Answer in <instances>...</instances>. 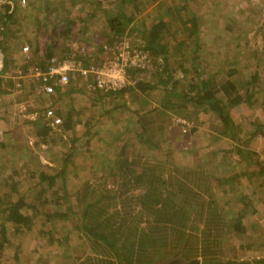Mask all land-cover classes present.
I'll return each instance as SVG.
<instances>
[{"label": "rangeland", "instance_id": "obj_1", "mask_svg": "<svg viewBox=\"0 0 264 264\" xmlns=\"http://www.w3.org/2000/svg\"><path fill=\"white\" fill-rule=\"evenodd\" d=\"M139 2L136 1V3ZM26 3L27 6H35V9L32 11L18 9L15 12L16 16H20L21 23L13 26V31L16 30V33L12 36L18 41L19 46L25 43L35 46L39 43L55 41L61 45L64 44V48L72 44L78 47L84 46L89 50L94 48L98 52L97 56L102 53L97 50L98 45L109 40L107 19L122 8L117 1L113 2L109 8L104 7L103 10L97 9L92 0H27ZM45 3L52 9L50 19L44 11L42 12L43 7L46 6ZM128 3L126 10H131L132 4L130 1ZM42 4L43 7H39ZM164 4L167 6L165 5L164 11L161 10L163 13L160 15L156 8L160 9ZM76 5L79 6L74 7ZM187 5H190L191 9ZM192 9L197 15L199 30L196 34L186 26L185 22L192 15ZM112 12L114 13L110 16L109 13ZM161 18L168 24L159 37L167 45L166 53L171 64L169 68L176 77L185 76L186 84L195 76L196 63L194 64L191 56L195 47H199L201 53L200 65L203 67L200 71L201 79L218 73L221 69L222 71L235 69L238 72L235 77L239 79L241 86L248 87L247 84L251 82L256 88H260L264 84V0H159L143 10L137 24L133 26L134 30L129 32L131 35L128 38L136 45H143L145 43L141 32L143 23L144 28H149L158 23ZM46 24L52 27H47ZM44 28L46 31L43 30ZM167 31L171 32L172 36ZM87 61L84 59L85 63ZM36 62L39 61L36 60ZM23 70L20 69V71ZM183 70L187 72L184 73ZM255 75L257 82L252 81ZM23 81L26 82L23 84L22 94L18 96L19 100H16V96L12 97L8 93L11 91H8L0 102V198H2L0 209L5 208V202L9 196L15 199L21 195L27 200L32 199L34 201L32 203L37 204L38 208H40L39 203L45 199L47 204L44 206V213H52L53 209L59 205L58 209L69 215H66L67 218L63 221L56 218L47 222L42 215L36 217L32 209H25L31 228L22 226L19 234L13 236L12 249H8L1 255L2 263L27 262L24 258L19 262V259L28 258L29 249L34 254H39L38 259L43 263H46L47 259L59 258L63 255L64 262L69 261L70 264L82 262L90 257L88 244L78 238L75 222L81 209L103 195L104 188L110 189L116 184L120 185L122 180H128V175L119 177L124 172L119 173L117 168L121 166L123 160L133 165L135 175H142L144 180L157 186L155 188L157 195L161 194L164 198L172 199L175 205H186L191 218H194L198 211L205 209L206 201L209 200L204 185L198 191L199 194L196 193V190L192 188L193 180H199L205 186L209 185L211 190L213 186L216 189L221 182L220 179H226L231 175L232 181L228 184L230 185L228 195L216 189L213 196L215 202H219L225 216L237 212L240 200H244L248 206L246 214L251 213L252 203L258 200L261 203L264 202L263 176H257L258 178L252 176L254 178L251 180V188L243 184L235 185L236 179L233 178L236 177L234 173L242 174V171L247 169L251 171L250 166H253L254 161L252 150H248V158L245 157L244 152L242 153L245 163H249L238 168L234 155L233 160L231 159V153L241 148L237 144L235 146L236 142L230 138L222 137L220 132L211 133L207 126L212 120L204 115L206 120L201 121L199 117L195 118L193 111L185 113L192 126L189 131L183 133L180 127L175 126L171 113L164 112L163 103L167 96L163 86H160V78L145 75L142 81H151L158 88L148 93L132 91L122 98L101 99L94 91L86 89L84 84L75 83L79 91L75 90L71 95L65 93L64 103L40 94L35 80L26 77L21 80ZM6 87L8 85L5 84ZM32 87L39 93L36 96L33 92L34 98L27 95ZM168 88L169 86L166 89ZM262 91L264 92L263 89ZM53 100L56 107L61 104L64 106L65 115L68 111H73L74 120L69 130L51 128V132L45 138L49 144L43 145L44 126H48L44 118V109L47 104L53 103ZM175 107L179 110L177 105ZM234 119L233 124L237 129L235 134L239 139V145L252 143L254 137L251 131L248 132L251 130L249 127L251 124L239 127L240 122L237 123L236 120L238 117ZM215 121L221 125L220 131H222L221 121L219 122L218 119ZM142 127H145V131H142ZM139 135H141L140 141L148 137L150 142L145 143L147 138L141 143L138 141ZM73 139L76 140L73 142ZM124 141L128 144V149L126 155L120 157L121 144ZM2 145H6L9 151L3 149ZM215 145L218 146L219 152L226 150V146L234 145V148L227 151H231L227 153L230 154V158L223 159L221 155H215L216 163L212 162L214 155L212 152L208 153L207 148H213ZM221 163L224 164L221 165ZM258 163L264 168V160ZM63 165H65V173L59 176L58 173L61 172ZM228 168H233V171L227 173ZM221 169H224L225 173H222ZM31 170L37 171L40 175L41 173L50 175L53 178L52 185L47 186L45 183L42 186L46 190L34 192L33 187L40 184V179L32 178ZM13 171L21 172L12 175L11 182L19 189V193L14 195L10 193L12 190L10 187L3 186V182L11 177ZM114 171L117 176H110L109 173ZM211 171L219 172V175L214 176L219 179L214 181L211 178L210 180L207 175ZM182 190L185 191L182 192ZM185 195L194 197L190 200L193 204L184 202ZM78 196L85 197L86 201H82L79 205ZM64 197H66L65 200ZM129 205L131 208L137 207L135 203ZM122 206L120 205L119 208L121 209ZM205 219L207 218L199 223L200 229L205 228ZM3 221V218H0V222L3 223ZM227 224V232L233 233V221L230 219ZM260 226L254 230L261 238L260 244L256 245V249L260 248L261 251L264 246V228ZM41 230L48 232L54 243L59 238L68 236L70 241L68 248L64 251V245H50L44 239L47 236L39 235ZM205 230L209 231L207 228ZM8 232H11L10 235L13 233L11 230ZM230 233H227L228 237ZM214 234L215 232L212 231L211 235ZM244 239L247 246L253 245L251 238ZM240 242L243 240L240 239ZM43 248L45 251L42 250ZM247 248L249 251H254V248L251 249L250 246ZM16 249L23 250L19 252L17 259L13 255V250ZM48 250H50L51 258L47 256ZM173 257L175 256L170 255L168 258L172 260ZM231 257L232 255L222 254L215 256L214 259H231ZM253 261L250 260L251 263Z\"/></svg>", "mask_w": 264, "mask_h": 264}, {"label": "trees", "instance_id": "obj_2", "mask_svg": "<svg viewBox=\"0 0 264 264\" xmlns=\"http://www.w3.org/2000/svg\"><path fill=\"white\" fill-rule=\"evenodd\" d=\"M93 1L94 0H92V2ZM116 1L120 3L122 8L115 14H113L114 12L109 13L110 16L113 14L112 17L107 19L106 25L108 29L107 38L109 40L100 44L98 47L100 49L103 44H112L117 40L128 39L134 43L128 38L131 35L129 32L134 30L133 26L135 23L137 24L139 15L143 10H145L150 4L157 3L159 0H109L111 4ZM128 1L132 4L130 6L131 10H126L128 7L127 4H129ZM136 1L140 2L136 3ZM45 4L46 6L43 7V10L48 16V13L50 14L52 9L47 3ZM95 4H97V2H95ZM165 5L166 4L160 9L158 7L156 8L160 12V15H162V11H164L167 6ZM187 7L191 9L190 5H187ZM9 8V6H6L4 7L3 12H0V34L3 36V43H0V48H2L6 52L5 54L8 55L10 46L4 42L8 37L9 26L12 25L13 18L16 15L15 12L20 9L19 7H15V9L9 11ZM25 8L32 11L35 9V6L29 5ZM192 12L190 18L185 22L186 26L196 34L199 30L197 26V15L194 10ZM48 19H50V17H48ZM167 25V22L162 18L158 23L151 25L149 28H144L143 23L141 32L142 35H144L142 38L145 40V43H143V45L137 44L150 52L153 57L163 59V66H160L162 69L155 73L152 72L151 77L160 78V86H163L164 93L168 98H166L163 103L164 112L166 113L169 111L176 116H182L189 111H193L194 113V111L200 108L210 107L217 113L223 124V130L220 132L221 136H226L237 142L238 138L235 134V126L230 117V113L221 98L216 95L215 89L212 86L213 84H211L212 81L209 79L206 81L200 77L202 74V72L200 74V71L203 67L200 65L201 53L199 52V47H195V50H193L191 55L194 64L196 63L194 65L195 76L189 79L188 84H186L187 79L185 76L182 75V79L178 78L174 75L173 71L170 70L169 67L171 64L169 63L166 53L167 45L166 43H163L162 39L159 37ZM47 27L52 26L47 25ZM46 28L43 30L46 31ZM167 33L172 36L171 32L167 31ZM44 45L45 44L39 43L33 46L31 58L26 61V68L42 67L46 60L51 57H57L56 55H53V51H49V48L47 50L45 47L42 51ZM8 55H6V70L9 69L10 55ZM65 55H70L69 48L64 49V56ZM37 57L39 60L38 63L36 62ZM222 70L223 69H221L220 72H222ZM183 71L184 73L187 72L185 70ZM237 73V70L232 69L226 73V76L230 75L232 77ZM131 74L135 77V73L131 72ZM163 76H165V78H162ZM252 79V81H255L256 75L253 76ZM168 86L169 88L166 89ZM77 88L78 86L73 82L65 90L64 94L67 93V95H71L77 90ZM157 88L158 86L151 83V81H137L133 86L126 87L116 92L103 93L98 90L90 91H94L96 95L102 99L104 97L122 98L132 91L148 93L155 91ZM227 90L228 92L230 91L229 88H227ZM246 95V102H250L255 96L254 93ZM176 105L179 110H176ZM72 114L73 111H68L66 115L64 114L63 125L60 129L69 130L71 128L74 120ZM106 114H108V112ZM247 123L250 124L251 122L247 121ZM261 129L262 127L259 128V130ZM51 130V127L44 126L45 133L43 135V145L49 144L45 138H47V134L51 132ZM142 131H145V127H142ZM147 138L148 137H146V139ZM138 139V141H140L141 135L138 136ZM146 139L140 142L142 143ZM75 140L76 139H73V142ZM148 142H150L149 138L145 143ZM2 146L3 149L9 151L6 145ZM127 149L128 144L124 141L121 144L120 157L126 155ZM221 153H226V151H220L218 155H221ZM254 163L258 169V171H255L257 172L256 174H258L259 177H264V168L258 162ZM7 166L9 165L7 164ZM132 166V164L130 165L129 162L123 160L121 166H118L117 169L119 173L124 172L119 175V177L128 175L129 178L125 177L128 178V180H122L120 185L116 184L114 187H110V189L104 188L103 195H100L94 202L87 203L79 212V217L75 222V230L78 233L79 240L85 241L88 244L87 246L88 249H90V257L77 264H155L169 260L168 257H170V255L175 256L172 259L177 258L182 262H189L192 259L199 258L200 264H264V260L260 259L254 260L252 263H231L230 261L225 262L220 258L214 259V257L218 256L221 252L220 247L224 242L222 236L227 233V222L230 221L231 218L233 220L236 219V222L233 225V229L236 231L248 232L253 228L255 229L256 226L252 225L248 219H246L248 220L247 222H244L245 224L241 223L242 218L246 215V209L248 207L244 200L239 201L240 205L237 206V212H232L227 216L224 215L219 202H215V199H213L216 189L222 192V194L228 195V189L225 187L222 188L223 183H218L219 185H217L216 189L212 188L210 190L211 187L209 188V185L205 186V184L201 183L199 180H193L192 188H194L197 193L204 185L203 187L206 188L205 192H208L209 200L206 201V208L202 209L203 211L200 209L201 211L195 213L194 218H191V213H188L186 205H175L172 199L164 198L161 194L157 195L155 193V188L157 186L154 183L144 180L142 175H135ZM117 169H115V171ZM115 171L110 172V176H117ZM19 173L21 172L13 171L10 175L11 177L3 182L4 187L8 186L12 189L10 192L12 195L19 193L18 186L16 187V184L11 182L13 178L12 175ZM64 173L65 165L62 166L61 172H59L58 175L62 176ZM30 175L32 178L36 177L37 179H40V184L33 187L34 192H38V190H46V188L42 186L45 183H47V186L52 185L51 181L53 178L50 175L44 173H41L40 175L37 174V171L35 170H31ZM207 176L210 177H207L210 180H215L212 175L208 174ZM10 183L11 185H9ZM246 185L251 187L252 181H248ZM185 190H182V192ZM136 191H138V193ZM188 192V195H190V191ZM197 194H199V192ZM191 198L194 197L185 195L184 202L189 205L190 203L193 204V202L190 201ZM3 199H5V197ZM65 199L66 197H64V200ZM77 200L79 205L82 201H86L85 197L82 196H78ZM32 202H34L32 199L27 200L25 199V196L18 195L15 199H12V197L9 196V199L5 202V208L0 209V218H3L4 220V224L0 222V255L11 247V239L13 236H16L17 233L19 234L22 226L31 228L30 220L26 217L24 212L25 209H32L36 217L42 215L47 222H51L56 218H60L62 219L61 221H63L67 218L66 215H69L67 212L63 213L59 210V205L53 209L54 211L52 213H44V206L47 204L45 199H43V203H39L40 208L37 207V204H33ZM132 203L137 204V207L134 206L131 208V205L129 204ZM120 205H123L121 209L119 208ZM262 207L264 209V206ZM263 209L259 212L254 211V213H259L260 216H264ZM129 210H131V213H129ZM204 218H207L205 219L206 224L204 226L209 230L208 232H206L205 228L200 229L199 227V223ZM9 230L13 231L11 235V232H8ZM212 231L215 232L214 235H211ZM39 235H41V237L47 236L44 239H46V242L50 243V245H64V251L70 244L68 236L59 238L58 241L54 243L52 237L45 230H41ZM15 258L17 259V255H15ZM64 259L63 255L61 258V264H70L69 261L64 262Z\"/></svg>", "mask_w": 264, "mask_h": 264}, {"label": "crops", "instance_id": "obj_3", "mask_svg": "<svg viewBox=\"0 0 264 264\" xmlns=\"http://www.w3.org/2000/svg\"><path fill=\"white\" fill-rule=\"evenodd\" d=\"M95 2H97V4H95ZM93 3L95 4V6L99 10H101V9L103 10L104 7L109 8L111 6V2H109V0H94ZM77 6H79V5H76L74 7H77ZM42 7H43V4H42ZM21 9L27 10L26 8H21ZM104 10H106V9H104ZM43 11L44 10L42 9V12ZM51 15H52V12L50 14L48 13V17H51ZM20 20L21 19H20L19 15L14 16L13 22L11 23L12 25L9 26L8 37L4 42L10 46V48H9V55L10 56L8 54H6L9 56V69H7V71L14 72V73L17 71L21 72L20 69L23 70L24 68H26L25 57H24V54L22 53V47L24 45H29L30 49H31V53H32V48H33L31 43H25V44H22L19 46L18 41H16L15 37L12 36L13 33H16L15 32L16 30L13 31V26L20 24L21 23ZM51 42L52 43H48V42H47V44L44 43L45 44L44 48L45 47L49 48V51H53V55H56L58 58L63 57L64 56V49L65 48L67 49L68 47L64 48V44L61 45L60 43H56L55 41H51ZM0 43H3V36L1 34H0ZM43 50L44 49H42V51ZM36 60L39 61L38 57L36 58ZM231 68H233V67H231ZM27 69H30V67ZM228 71H229V69L224 70L222 72H220L218 70V72H220V73H214L210 76L208 75L206 78L204 77L203 80L207 81L209 79L212 81L211 84H213L212 86L215 89L216 95L219 98H221V100L223 101L224 105L226 106L227 110L230 113V117H231L233 122L235 120L234 118H237V117H238V119H236L237 123L240 122L239 127L247 125L248 124L247 121L251 122L250 126L248 124V126L251 127V130H249L248 132L250 133V131H251V134L254 137L252 139L253 140L252 143H250V144L242 143V146H241V145H239V139L235 144H234V142L231 141L232 144H234L235 146L237 144V146H239V148H241V149H236L237 151L232 154L231 151L230 152H227V151L234 148V145H232L231 147L226 146L227 149L224 150V151H226V153H221V157L223 159H226V158L229 159L230 158V156H229L230 154L228 155L227 153H231V155H232L231 159L234 155V159L236 161V166L239 168L240 166H245V165H248V163H249V162L245 163L244 155H242V153L244 152V154H246L245 157L248 158L247 152H248V150H250V151L252 150L253 155H254V161H253L254 167L250 166V167H252L251 171H250V169H247L246 171H242V174L239 172L234 173L236 177L232 176L233 178L236 179L235 185L243 184L246 187V183L248 181H251L255 176H256V178L259 177L258 174H256L257 172H255V171H258V169H257V166L254 165L255 164L254 162H256V161L259 162L260 160L261 161L264 160V157H263V155H264V102H263L264 101V92L262 91V89L264 90V84H262V86L260 88H256V86H254L253 83L250 82L247 84L249 87V89H248V87H243L240 85L239 79H237L235 77L236 74L232 77L230 75L226 76V73ZM22 72H24V71H22ZM15 80L18 81V80H21V78L16 77ZM257 81L258 80H256V82ZM24 82H26V81L22 82V88H23ZM5 84L8 85V87L5 88ZM254 84H257V83H254ZM252 85H253V87L251 88ZM27 86H30V85H27ZM24 87H26V86H24ZM227 88L230 89L229 92H228ZM29 90H30V93L27 95H30L31 98H34V96H33L34 94L36 96H37V94H39V93L35 92L34 87L30 88ZM8 91H11V92H8ZM7 92L12 97L16 96V100H19L18 96L20 95V93L22 94L23 89H21L20 91L15 89L14 79H11V81L10 80L4 81L3 79H0V102L7 95ZM33 92H34V94H33ZM251 93L255 94L253 100H251L250 102H246V96H247L246 94H251ZM58 101H59V103H60V101H62V103H64V92L59 95ZM58 110H59V112H58ZM212 110L213 109L210 107H204L202 109L200 108V109L194 111V116H195V118L199 117V119H201V121H205L206 119H205L204 115H207L212 120L211 123H208V126H207L209 128L210 132L211 133H218V132H221L220 131L221 125H219V123H216L215 120L218 119V121L220 122V118L217 115V113L214 110L213 111ZM57 112L59 113L61 118L64 120V118H63L64 106H62V104L59 106L57 105ZM195 112H196V115H195ZM210 112H211V114H210ZM234 114H235V116L233 117ZM171 116H172V121L174 118H181V119H184V120L190 122L189 119H186L188 117L185 114H183L182 116H179V115L176 116V115L171 113ZM239 119H242L243 121L239 120ZM177 127H179V126H177ZM260 127H262L261 130H259ZM235 130H237L236 127H235ZM176 138H177V135H176L175 139ZM241 139L243 140V137H241ZM195 142H197V141H195ZM236 148H238V147H236ZM207 149L209 150L208 153L212 152V154L214 155L212 162H215L214 161V158L216 157L215 155H218L220 153L218 150V146L215 145V146H213V148H207ZM243 149H245V150L242 151ZM223 164L224 163H221V165H223ZM217 166L218 165L216 164L215 167L217 168ZM221 170H222V173H225L224 169H221ZM231 170L233 171V168L226 169L227 173L232 172ZM208 174L212 175L214 177V176H216V174L219 175L220 173L217 171H211ZM252 176H254V177H252ZM214 178H215V180L219 179L217 177H214ZM230 178H231V175H230V177H228L226 179H220L221 183H223L222 188L224 186H227L226 187L228 189L227 191H230V188H229L230 185H228L229 181H232V180H230ZM262 184H264V182ZM259 186H261V184ZM247 187L251 188L249 185H247ZM213 189H215V186H213ZM237 206H239V205H237ZM262 206H264V202L261 203L259 200L252 203V207H250L252 209L251 213L246 214L245 217L242 218L241 223L245 224L244 222L245 221L247 222L249 220L252 223V225H256L255 229L259 228V225H261L264 228V216L263 215L260 216L259 213H254V211L259 212L260 210H262L263 209ZM263 212H264V209H263ZM246 219H248V220H246ZM231 220L233 221V223L236 222L235 221L236 219L233 220L231 218ZM227 233H230V232H227ZM227 233H225L222 236V239L224 242L222 243V246L220 247L221 252L219 255L227 254L228 256L232 255V257H231V259H229V258H226V259L222 258L221 259L220 258L221 260H223L225 262L230 261L231 263L232 262L233 263L234 262H243L244 263L245 261L250 262V260H257V259L264 260V246H263L261 251H260V248L256 249V245L260 244L261 238L259 237V234L254 230V228L248 232L247 231L241 232V231L233 230V233H230V237H228L229 235ZM245 237H247V239L251 238L253 245H249V246L251 249L254 248L253 249L254 251H249V249L247 248L249 246L246 245V242H245L246 239H244ZM240 239L243 240L244 244H243V242H240ZM226 241H228V242L226 243L227 245L225 246ZM229 241H230V243H229ZM9 249L11 250L12 247H10ZM42 250L45 251L44 248ZM20 251L23 252L22 249L13 250L14 257H15V255H17V257H18ZM31 251L32 250H30V249L28 250V254H27L28 258L22 257L21 259H19V262L23 258L26 259L27 262L15 263V264H59L60 262L62 263V261H61L62 257L47 259L46 263H43L38 259L39 254L38 255L34 254L33 251L31 253ZM47 252H48L47 253L48 258H51L49 255L50 250H48ZM4 253H5V251L1 255H3ZM1 255H0V264H10V262L9 263H7V262L2 263ZM196 259H198L200 261L199 258H196ZM169 261H171V260H169ZM57 262H59V263H57ZM164 262H166V261H164Z\"/></svg>", "mask_w": 264, "mask_h": 264}, {"label": "built area", "instance_id": "obj_4", "mask_svg": "<svg viewBox=\"0 0 264 264\" xmlns=\"http://www.w3.org/2000/svg\"><path fill=\"white\" fill-rule=\"evenodd\" d=\"M26 4V0H0V12H3L6 6H9L11 11L15 7L25 8ZM68 48L70 55L51 57L42 67L24 68V72L15 73L6 70V54L0 48V79H14L15 89L20 91L21 80L23 77H29L38 83L40 94L58 100L59 95L73 82L84 84L88 90L111 93L133 86L137 81H142L145 75H151L163 66L162 58L153 57L150 52L128 39L103 44L101 49H97L102 52L99 56L94 48L89 50L76 44L69 45ZM22 53L26 63L31 58L30 46L24 45ZM84 59L88 61L85 63ZM131 72L135 73V77ZM16 77L21 80H15ZM57 113L53 100V103L47 104L44 109V118L52 129H59L63 125V119ZM173 122L183 133L189 131L192 126L189 121L181 118H174Z\"/></svg>", "mask_w": 264, "mask_h": 264}, {"label": "water", "instance_id": "obj_5", "mask_svg": "<svg viewBox=\"0 0 264 264\" xmlns=\"http://www.w3.org/2000/svg\"><path fill=\"white\" fill-rule=\"evenodd\" d=\"M157 264H200V261L198 259H192L189 262H182L179 259H173L171 261H167V262H160Z\"/></svg>", "mask_w": 264, "mask_h": 264}, {"label": "clouds", "instance_id": "obj_6", "mask_svg": "<svg viewBox=\"0 0 264 264\" xmlns=\"http://www.w3.org/2000/svg\"><path fill=\"white\" fill-rule=\"evenodd\" d=\"M21 9V8H20Z\"/></svg>", "mask_w": 264, "mask_h": 264}]
</instances>
